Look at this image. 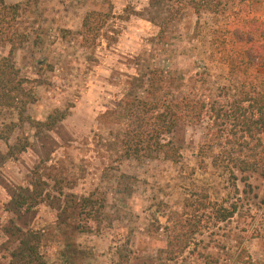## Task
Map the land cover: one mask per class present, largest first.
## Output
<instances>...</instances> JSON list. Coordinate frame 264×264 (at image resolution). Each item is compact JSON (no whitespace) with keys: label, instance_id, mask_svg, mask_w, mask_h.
Here are the masks:
<instances>
[{"label":"rangeland","instance_id":"obj_1","mask_svg":"<svg viewBox=\"0 0 264 264\" xmlns=\"http://www.w3.org/2000/svg\"><path fill=\"white\" fill-rule=\"evenodd\" d=\"M6 2L18 6L16 24L26 40L15 63L34 100L23 122L18 110L0 108V128L18 124L8 141L0 139V264L15 263L19 227L40 232L48 264H264V176L236 170L235 190L228 172L210 163L216 149L200 167L205 121L181 124L170 136L181 146L177 163L124 158L119 144L135 98L215 96L228 83L225 55L237 49L234 27L248 16L264 18V0H235L219 15H196L185 0ZM91 10L113 14L94 44L80 35ZM8 51L0 45V58ZM153 68L166 80L159 90L143 84ZM249 72L263 85L264 72ZM54 109L65 117L51 130L37 127ZM119 173L136 177L131 195L117 192ZM38 182V203L18 207V193ZM202 190L212 201L237 202V212L202 222L186 249L169 259L168 216ZM88 195L104 199L109 215L101 223L78 214V200Z\"/></svg>","mask_w":264,"mask_h":264},{"label":"trees","instance_id":"obj_2","mask_svg":"<svg viewBox=\"0 0 264 264\" xmlns=\"http://www.w3.org/2000/svg\"><path fill=\"white\" fill-rule=\"evenodd\" d=\"M185 1L184 5L196 15L201 12L219 15L226 13L235 0ZM17 16V4L0 0V45L9 46L7 55L0 58V108L18 110L19 120L23 122L27 105L34 100V92L27 86L28 78L21 74L15 63V53L26 40L25 34L17 27ZM112 17V13L103 11L87 12L82 20L80 35L88 44L96 43ZM121 17L129 19L130 12ZM234 28L232 34L237 49L225 55L228 83L219 86L215 96L183 93L180 97L135 98L129 103L119 141L124 158L153 159L162 156L177 163L181 159V146L170 136L181 124L205 121L207 138L199 148L200 167L205 165L204 158L208 153L216 149L209 156L210 163L228 172L235 190L236 170L243 174L259 172L264 176V83H254L251 79L255 77H251L249 72L251 69L264 72V18L248 16ZM143 84H147L150 90H159L165 86L166 80L161 70L153 68L143 76ZM64 117L65 113L54 109L46 121L37 122L36 126L51 130ZM17 125L13 121L4 124L0 128V139L8 141ZM136 181L134 175L119 173L117 192L131 195ZM27 191L18 193L21 200L18 207L22 203H28L29 207L35 205L43 194L39 182ZM226 203L223 200L212 201L205 190L187 196L182 210L168 216L171 221L166 232L165 252L168 258L174 259L186 249L202 222L212 218L225 221L233 217L237 212V202ZM76 205L78 214H85L88 219L101 223L108 218L109 214L104 211V199L83 196ZM15 233L18 245L11 254L13 262L48 264L40 252L39 231L19 227Z\"/></svg>","mask_w":264,"mask_h":264}]
</instances>
